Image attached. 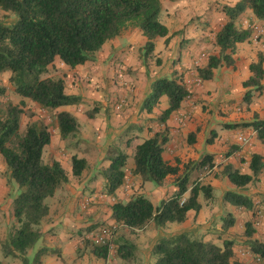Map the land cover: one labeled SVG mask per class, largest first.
<instances>
[{
    "label": "crops",
    "instance_id": "obj_1",
    "mask_svg": "<svg viewBox=\"0 0 264 264\" xmlns=\"http://www.w3.org/2000/svg\"><path fill=\"white\" fill-rule=\"evenodd\" d=\"M238 1L179 0L167 7V17L164 13L166 7L161 6L159 19L168 29V35L154 40V50L145 58V64L141 50L146 39L139 29H133L105 43L92 62L70 69L56 58L47 68L43 78L62 79L65 93L81 99L78 105L57 110L68 112L75 118L79 133L70 143V139H61L56 125L51 129L50 143L44 148L42 159L44 162H58L68 182L48 198V215L39 225L41 237L34 249L28 252L29 258L39 249H47L48 254L42 258L41 264H154L156 243L171 234L183 233L191 239L218 246L225 241H232L234 247L241 244L242 253L233 249L235 262L264 264V261L250 255L244 245V234L236 235L244 229V223H251L253 229L256 228L254 209L244 210L247 212L237 216L235 214L240 208L224 200L225 193L229 191L242 192L250 197L248 192L230 183L225 167L251 175L250 156L259 154L264 158V143L257 140L252 127L226 128L230 124L264 121V77L263 89L253 91L248 104L243 101L245 90L242 86L251 75L249 65L257 61L258 53L264 57V20H257L250 9L237 16L234 25L238 29L261 28L262 39L254 42L250 38L237 44L231 55L233 64L215 69L211 80L198 83L197 73V69L207 65L210 56H218L215 34L229 21L223 10L234 7ZM53 65L61 68L67 76L48 75ZM161 77L177 78L189 91V97L164 125L160 116L168 107L165 96L159 98L150 111L146 109L151 85ZM17 100L36 107L27 99ZM163 128L168 134L163 160L177 165L179 175L186 173L190 181L198 179L201 184L209 185L212 198L206 201L200 194V211L197 214L189 212L183 223H167L159 228L153 222L149 223L156 232L146 231L149 238L140 247L134 237L124 239L122 236L125 232L142 233L150 227L149 224L143 230L134 231L117 227L111 217V207L116 202L125 203L133 195L141 194L156 208L176 192L175 177H167L159 187L141 183L138 177L131 175L133 163L126 164L123 185L110 195L106 192L101 172L109 167V156L114 149L133 161L135 148ZM240 135L248 138V144L238 142ZM72 156L86 162L87 168L80 177L72 176ZM206 158H211L215 165L205 176L203 170L207 167H202V162ZM260 175L249 185L255 181L259 183L257 196L263 199L264 171ZM9 193L5 165L0 161V242L15 225ZM251 200L253 205L254 201L259 202ZM224 212L227 217L223 216ZM228 217L233 218V225L225 229L224 221ZM262 217L264 221V214ZM259 225L253 238L264 242V229ZM106 226L114 231L110 239L116 243V249L123 241L134 246L130 258H120L115 248L105 258L96 255L91 237L99 228ZM215 237H221V240ZM0 264L21 262L4 257L0 247Z\"/></svg>",
    "mask_w": 264,
    "mask_h": 264
},
{
    "label": "trees",
    "instance_id": "obj_2",
    "mask_svg": "<svg viewBox=\"0 0 264 264\" xmlns=\"http://www.w3.org/2000/svg\"><path fill=\"white\" fill-rule=\"evenodd\" d=\"M246 9H250L257 20H264V0H239L234 7L225 8L223 12L229 21L215 34L219 54L210 56L207 65L197 69L200 80L209 81L215 69L231 66L235 46L250 40L251 29H238L234 25V19ZM1 13L13 16L14 22H0V74L9 73L8 82L14 93L34 103L38 110L50 114L63 140L76 137L79 126L70 113L57 110L78 105L81 99L65 93L62 79L43 78L54 60L58 58L63 65L73 69L94 61L103 45L125 30L139 29L146 39L141 50L145 63V58L154 50V40L168 35V29L159 19L160 0H0ZM263 65V54L258 53L257 61L249 65L250 77L242 84L246 104L253 91L263 89ZM4 94L5 89L0 87V97ZM163 96L167 98L168 107L161 113L162 125L189 97V91L177 78H158L151 85L147 111ZM23 107V101L18 106L9 102L3 106L0 101V155L11 190L9 197L15 221L0 247L4 257L18 259L21 264H41L42 258L48 254L47 249H39L32 258L27 255L41 237L39 225L48 215L46 199L65 185L68 178L58 162H44L42 159L43 150L51 138L47 125L33 121L20 132L21 116L25 113ZM248 127H252L257 140L264 143V121L226 125L228 129ZM167 141V129L163 128L139 144L134 150L131 175L138 177L141 183L157 187L173 176L176 192L156 208L141 194L133 195L125 203L116 202L111 207V217L117 227L134 231L144 229L151 222L158 228L167 223L180 224L189 212L197 214L200 211V194L206 201L212 198L209 185L190 181L186 173L179 175L177 165L163 160L162 152ZM126 160L127 156L120 150L111 152L110 165L101 172L107 194L113 195L123 185ZM211 162V158H206L202 167H212ZM71 163L74 177H80L87 168L85 160L76 156L71 157ZM249 170L251 175L240 174L229 166L224 171L230 183L243 191L264 171V158L252 154ZM224 200L236 208L253 209L251 198L242 192L229 191ZM260 210L264 214V198L260 201ZM232 225V217L225 219V229ZM254 233L252 224L246 223L244 245L250 255L264 261V242L254 239ZM115 246L112 239L103 245L92 241V248L100 258H105L112 248L122 259L132 256V244L123 241L117 249ZM153 255L156 257L154 264H238L233 260L232 241L218 246L191 239L183 233L161 238L154 246Z\"/></svg>",
    "mask_w": 264,
    "mask_h": 264
},
{
    "label": "rangeland",
    "instance_id": "obj_3",
    "mask_svg": "<svg viewBox=\"0 0 264 264\" xmlns=\"http://www.w3.org/2000/svg\"><path fill=\"white\" fill-rule=\"evenodd\" d=\"M178 2H179V0H160L161 6L162 7H166V9L163 8L164 9V13H166L165 14V17L168 16L167 15V11H168L167 7L170 4H175V3H178ZM0 22L1 23H6V24L12 23V22H14V17L11 16V15H9V14H3V13H1L0 14ZM254 28H256V26ZM254 28L252 29V32H254ZM131 30H133V29L125 30L121 35H123L127 31H131ZM261 39H262V36H260V38L257 41H259ZM110 49H113V46H111ZM158 61L159 60H157L156 63H158ZM147 66H149V64H147ZM57 74L58 75H62L63 74L64 77L67 76L66 74H64L62 72L61 68L57 67L56 65H53V69H51V70L48 71V75H57ZM43 76H45V75H43ZM8 78H9V73L0 74V87L5 89L4 96L3 97H0L1 104L4 106L6 103L9 102V103H11L13 105H17L18 106V105H20V102L17 99H22V98L20 96H18L17 94L14 93L12 86L8 82ZM65 109L67 110V109H69V107H66ZM23 110H24L25 113L21 116V120H20V132H23L25 130L26 124L31 123L33 121H39V122H42L43 124H45V125H47L49 127V132L51 134V132H52L51 129L54 128L55 125L52 122L49 113L40 111V110L37 109V107H32V106H29L28 104H24ZM72 141L73 140H71V138H70V143ZM123 151L125 152V148H124ZM43 160H44V158H43ZM0 161L2 163H4L3 158H2L1 155H0ZM132 163H133L132 159H127L126 160V164H132ZM212 165H213L212 167H214L215 164H212ZM212 167H207L206 169H204L203 170V174H205V176H206V173H208V171L210 169H212ZM261 176L262 175H260V177ZM263 181H264V178H263ZM199 183H202V182H199ZM7 187L9 189V191H11L10 190V186L7 185ZM243 191L244 192L245 191L248 192L250 194V198L251 199H253V200H259V202L258 201L257 202L254 201L255 204L253 205V207H254L253 209H254V211L256 213L255 214V221H254V223H256V226H255L256 228L254 229V231H255V233H257L258 228H259L258 227L259 224H261L259 226H261L264 229V221H263V217H262L263 214L261 213V210H260V201H262V198L259 197V196H257L259 194V191H260L259 190V183H257L255 181V183H253L252 185H248L246 188H244ZM47 200L48 199H46V201H45L46 203H47ZM237 211L239 212V213L236 212L235 215H237V216L241 215V213L243 214V213H246L247 212V211H244V209H237ZM226 214L227 213L224 212L223 213V216L224 217H227ZM245 224L246 223H244V225H243V228L244 229L243 230H240V233L239 234H236V235L243 236L242 233L244 234ZM148 226H150V227H148V229H146V230H143L142 229L143 230L142 233H139L138 234V233L134 232L133 234H131L132 232L131 233L130 232L129 233L128 232H125L122 237L124 239L125 238L126 239H132L134 237L137 240L138 245L140 247H142L147 242V240L149 238L148 237V234H147L148 232H146V231L156 232V230H153L151 224H149ZM106 227H108V226H106ZM109 229L111 231V234L113 235L114 234L113 229L112 228H109ZM93 234L95 236L96 235V232L93 233ZM171 235H173V234H171ZM214 236H217V235L215 234ZM253 237H254V235H253ZM215 238H216V240H219V241L221 240V237H219V238L215 237ZM240 246L242 247L241 244H237V245H235V247L233 246V249H235V251H237L236 253H238V252L239 253H242L243 252L242 249L240 248Z\"/></svg>",
    "mask_w": 264,
    "mask_h": 264
},
{
    "label": "built area",
    "instance_id": "obj_4",
    "mask_svg": "<svg viewBox=\"0 0 264 264\" xmlns=\"http://www.w3.org/2000/svg\"><path fill=\"white\" fill-rule=\"evenodd\" d=\"M261 34H262V29L256 27L254 29V34L252 35V40L254 42H256L260 38ZM198 83H200V79H199ZM237 140H238V142H240V143H242L244 145L248 144V141H249L248 138L246 136H244V135L238 136ZM110 237H111V231L108 228H106V227H101V228L98 229V231H97L95 236H94V234L92 235L91 240L95 244L103 245V244H105V242L107 240L110 239Z\"/></svg>",
    "mask_w": 264,
    "mask_h": 264
}]
</instances>
